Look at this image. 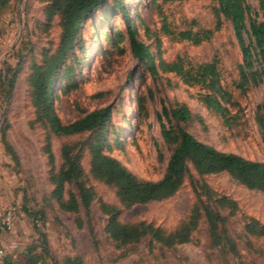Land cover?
Returning <instances> with one entry per match:
<instances>
[{
	"label": "rangeland",
	"instance_id": "rangeland-1",
	"mask_svg": "<svg viewBox=\"0 0 264 264\" xmlns=\"http://www.w3.org/2000/svg\"><path fill=\"white\" fill-rule=\"evenodd\" d=\"M115 2L108 0L81 24L66 61L73 74L67 77L63 69L54 90L60 120L69 123L110 106L103 152L139 179L156 181L166 171L175 143L163 138L161 123L167 129L182 127L220 151L264 162V80L249 79L240 86L242 52L231 21L221 16L220 28L200 43L175 39L162 30L163 22L175 32L213 28L217 0H124L137 40L153 55L155 73L134 57ZM50 4L0 0V264H264V232L249 225L256 221L264 226V192L246 188L225 172L198 175L188 165L173 194L125 207L117 187L91 172L95 132L53 135L36 120L30 75L58 48L62 33L59 15L47 17ZM246 4V28L251 19L264 22V4ZM243 38L248 43L250 36L243 32ZM177 58L191 64L216 60L220 84L230 94L229 100L218 97L227 111L205 105L210 93L205 84H187L159 65L160 60L171 63ZM178 105L188 108V120L162 114L163 107L170 111ZM64 144L77 151L79 180L89 194L84 205L74 186L65 185L62 198L75 194V211L59 207L49 180L63 162ZM103 205L118 210L122 224L145 222L164 232L189 220L193 209L198 212L186 242L165 246L145 235L121 243L106 231ZM204 208L214 219L213 229Z\"/></svg>",
	"mask_w": 264,
	"mask_h": 264
},
{
	"label": "trees",
	"instance_id": "trees-1",
	"mask_svg": "<svg viewBox=\"0 0 264 264\" xmlns=\"http://www.w3.org/2000/svg\"><path fill=\"white\" fill-rule=\"evenodd\" d=\"M50 1L47 17L51 19L55 14L59 15L62 33L58 48L52 54L46 55L40 64L34 66L30 75L32 103L36 109V120L46 124L53 135L68 136L86 131L95 132L98 139L90 145L92 152L91 172L97 178L117 187L122 205L127 207L146 203L173 194L181 185L188 165H191L198 175L225 172L246 188L264 192V162L251 160L236 153L220 151L199 141L182 127H177L176 130L167 129L161 123L163 138L168 142L175 143V147L168 160L164 175L159 180L152 181L137 178L116 159L103 152L105 141L102 142L104 139L102 132L105 131L106 124L111 117L110 106L95 109L72 122L63 123L54 106V90L59 73L64 69L67 77L73 74L72 66H68L66 61L76 46L81 24L93 11L103 7L108 0ZM259 2L264 4V0H259ZM217 3L218 6L214 9L216 20L213 28L175 32L169 30L166 23L163 22L162 30L175 39L200 43L209 40L213 33L220 28L221 16H223L231 21L242 52V63L239 65L240 86L247 85L249 79L253 83L262 82L264 80V22L251 19L249 29L246 28V14L250 13L246 0H217ZM115 4L119 8V13L125 23L134 57L144 63L151 73H155L153 55L148 46L137 40L136 27L128 17L124 0H116ZM243 32H247L250 36L248 43H245ZM119 35L122 37L123 33L120 32ZM255 62L259 63V68L254 67ZM159 65L166 71L175 72L182 76L187 84H205L210 92L204 98L205 105L216 112L227 111L218 97L229 100L230 94L220 84L215 59L210 62L191 64L190 62L184 63L181 58H177L171 63L160 60ZM8 83L12 84L13 78ZM261 108L264 110V100ZM162 114L167 117L171 116L178 122L186 121L191 117L190 111L184 105H178L170 111L163 107ZM162 114L158 115L159 119ZM46 151L48 160L52 163L53 156L49 144L46 146ZM61 151L63 160L61 166L57 171L52 170L50 172L49 180L53 185L52 196L61 209L75 211L77 209L76 195L70 192L68 200L65 201L62 198L65 185L74 186L84 205L88 204L89 194L79 180L80 166L77 151H74L69 144H64ZM13 157H15L14 154ZM225 200L228 199L222 197L221 201ZM103 209L108 214L106 231L114 240L128 243L137 241L145 235H151L154 240L165 246L188 241L198 212L193 209L189 220L181 223L171 232H164L160 228L145 222L122 224L117 219L118 210L106 205H103ZM204 213L213 229L215 224L212 215L206 208H204ZM250 224H254L259 232H264V226H258L256 221L250 222Z\"/></svg>",
	"mask_w": 264,
	"mask_h": 264
},
{
	"label": "built area",
	"instance_id": "built-area-1",
	"mask_svg": "<svg viewBox=\"0 0 264 264\" xmlns=\"http://www.w3.org/2000/svg\"><path fill=\"white\" fill-rule=\"evenodd\" d=\"M11 217H12V213L9 211L6 214V216H5L4 220H3V223L8 225L10 223V221H11ZM0 253H1V250H0Z\"/></svg>",
	"mask_w": 264,
	"mask_h": 264
}]
</instances>
